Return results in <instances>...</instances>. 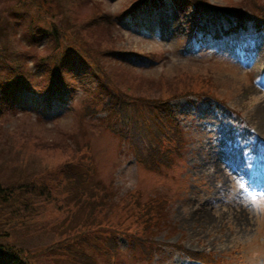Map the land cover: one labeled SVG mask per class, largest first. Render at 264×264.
I'll return each mask as SVG.
<instances>
[{"label":"rangeland","instance_id":"obj_1","mask_svg":"<svg viewBox=\"0 0 264 264\" xmlns=\"http://www.w3.org/2000/svg\"><path fill=\"white\" fill-rule=\"evenodd\" d=\"M20 1L0 0V31L6 29L4 39L16 51V58L0 65V77L14 80L12 73L19 69L29 86L11 95L0 114V183L14 168L34 170L52 184L53 200L34 210L23 209L24 199L18 195L2 200L0 248H17L28 264H70L79 250L104 264L110 255L107 238L117 235L116 264H173L177 258L179 264H190L183 252L216 264H264V189L249 188L244 173L257 163L264 172V29L247 33L237 19L234 31L229 28V41L202 37L194 43V10L181 11L172 2L141 24L135 20L139 15L124 13L135 0H48L51 8L37 4L36 11L27 0H22L24 5ZM204 1L212 8H236L245 15L241 19L248 29L256 28V13L264 7V0ZM23 8L27 11L21 19L11 18L13 9ZM37 11L46 14L45 24L63 26L60 30L72 42L63 37L62 43L74 42L89 61L84 65L70 57L74 62H69L66 75L71 101H54L52 111L43 96L40 58L54 51L49 35H31ZM236 31H241L239 36ZM92 70L112 90L129 93L137 102L158 107V100L166 99L172 115L158 109L150 123L145 105L128 111L130 120L139 116L144 143L159 141L144 151L146 156L136 150L135 133L130 130L125 140L104 124L107 115L95 104L97 76ZM200 89L211 93L198 94ZM162 118L176 128L166 127V135L154 134L150 140L145 126L165 125ZM154 154L159 158L151 162ZM87 157L95 179L106 188H99L98 202L76 208L55 181L65 164L80 162L83 169ZM157 161L160 167H148ZM80 214L94 216L85 221L101 223L84 229L75 240L84 222L78 220ZM132 232L163 244L151 261L139 259L127 245L124 238Z\"/></svg>","mask_w":264,"mask_h":264},{"label":"trees","instance_id":"obj_2","mask_svg":"<svg viewBox=\"0 0 264 264\" xmlns=\"http://www.w3.org/2000/svg\"><path fill=\"white\" fill-rule=\"evenodd\" d=\"M168 1H171L179 10L185 11L187 8H191L193 11V20L196 26H199V29L203 31L206 35H210L211 38L215 40H219L224 38L227 33L231 30H234V26L237 22L242 21V17L245 16L239 10L232 6H224L222 8H212L207 2L204 0H135L132 1V4L127 8L124 13L139 15L143 17L144 15H149L153 10H158L160 8H164ZM22 4V0L20 1ZM28 6L34 8L35 11L38 5H45V7L51 8V1L48 0H27ZM38 4V5H37ZM24 5V4H23ZM260 11L256 13L259 15L256 18V22L264 25V7L260 6ZM11 10V9H10ZM211 10V12H210ZM27 9H13L12 19L18 18L21 19L26 13ZM136 11V12H135ZM46 15L42 12L37 11L36 15V23H33L29 27L32 30L31 35L37 34V32L49 35L50 43H52V51L54 53L49 54L46 58H40L43 68L40 70L43 71L44 78V94L46 97V103L49 111L52 110V104L54 101H59L60 103H69L71 98L69 96L70 89L72 88L71 82L68 81L66 75V68L69 65V62H74L70 59L71 56H75L79 63L88 64L89 61L85 55L83 50L77 48V44L73 42V44L62 43L63 37H66L68 41L72 40L67 37L65 32L60 30L63 29V26L55 25L54 22L52 24H45L46 20L43 17ZM10 17V14H9ZM226 17V18H224ZM142 19V18H140ZM237 19L239 21H237ZM44 21V22H43ZM237 21V22H236ZM38 29V30H37ZM5 32L6 29L0 31V45L1 50L0 53V65L6 64V60L9 58L12 60L16 58V51L11 50L12 47L5 41ZM64 42V41H63ZM13 52V53H11ZM91 64V63H90ZM5 66V65H4ZM23 66V65H22ZM17 67V66H16ZM20 68V67H19ZM7 69V68H6ZM14 71L17 68H13ZM94 71H97L96 67L93 66ZM93 71V70H92ZM93 71V77L97 76V81L95 88L98 93V98L95 100V104H101L103 107V111L106 112L107 117L104 118L103 122L106 126H109L111 131L115 134H119L122 138L127 140L130 138V130L137 135L136 144L139 150L140 155L146 156L145 150H149V148H155L156 144L159 141L156 139L152 140L154 134L166 135L168 133L166 127L172 123L171 128H176V123L171 121L170 119L162 118L165 125L160 124L159 127L153 128L150 124L148 128L145 126V135L147 138L152 136L149 144L143 142V128H141V124H139V116L135 117V120L129 119L128 111L132 110V112H137V110L145 108L148 113L149 123L154 119V111L161 109V114H164V109L170 111V107L168 106L166 99L158 100L161 106L156 107L155 105H149L147 102L138 101L131 94L125 93L124 91L118 92V90H112L110 83L107 80L100 77L99 74ZM15 73L16 79L11 80L9 76L7 78L5 76L0 77V114L6 112L5 109L6 104L10 101V96L17 93L19 90L28 89L29 86L26 85L25 78L22 76L21 70L17 69ZM7 79V80H6ZM20 85V87H19ZM198 94H208L211 93V89L199 90ZM67 103V104H68ZM164 104V105H163ZM169 107V108H168ZM95 109V108H94ZM5 110V112H2ZM93 110V109H92ZM111 121L114 122V125L111 124ZM171 121V122H169ZM120 126L121 129L117 127ZM139 132H136V130ZM179 142V140H178ZM184 143V139L180 137V144ZM147 145L149 147H147ZM136 146V147H137ZM154 159L151 162H154L159 155L154 154ZM87 165L83 166V169L78 164L67 165L62 168V175L57 177L56 183L62 184V191L66 193L65 200H68L70 203L75 202L76 208L80 206L82 208L83 204H87L90 200H94L98 202V194L99 188L102 190L106 187L102 185L101 180L99 178L95 179L96 170L94 168L91 159L88 157ZM172 161H163L165 165L171 164ZM161 164V161L155 162L153 165L148 166L149 168H158ZM78 169H74L75 167ZM8 177V180L0 183V203L2 200H10L14 197V195H18L24 199L23 205L25 210H34L38 206H43L45 202H49L52 199L50 193L51 183L49 185L43 178H38L41 174L40 172L28 171L26 168H14L13 171ZM57 185V184H56ZM103 186V187H102ZM53 200V199H52ZM16 202V201H15ZM20 208V206H19ZM85 211V210H82ZM94 211V210H93ZM94 218V216L88 214V216L84 214H80L78 220H83V218L88 219V217ZM89 219L88 221L83 220L84 222L81 224L80 229L75 233L74 239L77 238L78 233H81L84 229H95L101 223V220L95 221L93 219ZM90 224L95 225L96 227L90 228ZM85 231V232H88ZM94 231V230H93ZM96 231V230H95ZM120 233V232H118ZM95 234H89V236H94ZM136 232H132L129 239V246L131 251L139 253V259H145L146 261H151L154 258V255L157 253L156 248L160 249L161 242L153 241L151 238L147 237L145 234H139L137 236ZM135 236V241H134ZM143 237H146V241H142ZM89 238V237H88ZM87 238V239H88ZM107 238V237H106ZM73 239V240H74ZM78 239V238H77ZM75 239V240H77ZM117 235H111L107 238L108 250L110 251L109 258L105 260L104 264H116L119 262V245L117 243ZM163 245V244H162ZM57 246V244L55 245ZM13 249L15 252H13ZM137 249V250H135ZM17 248H13L11 245H3L0 248V264H26L27 260L21 255L20 251H17ZM193 254V253H192ZM70 264H101L94 262L91 257H89L84 251L79 250L78 252H74L72 255ZM112 257V258H111ZM24 263H22V260ZM28 264V262H27Z\"/></svg>","mask_w":264,"mask_h":264},{"label":"snow or ice","instance_id":"obj_3","mask_svg":"<svg viewBox=\"0 0 264 264\" xmlns=\"http://www.w3.org/2000/svg\"><path fill=\"white\" fill-rule=\"evenodd\" d=\"M173 264H179V258H177V259L173 262Z\"/></svg>","mask_w":264,"mask_h":264}]
</instances>
